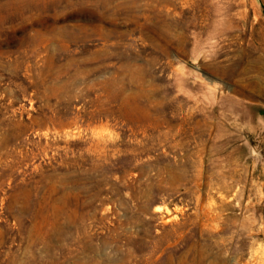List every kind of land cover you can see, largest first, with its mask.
Wrapping results in <instances>:
<instances>
[{"label": "rangeland", "instance_id": "obj_1", "mask_svg": "<svg viewBox=\"0 0 264 264\" xmlns=\"http://www.w3.org/2000/svg\"><path fill=\"white\" fill-rule=\"evenodd\" d=\"M0 264H264V0H0Z\"/></svg>", "mask_w": 264, "mask_h": 264}]
</instances>
